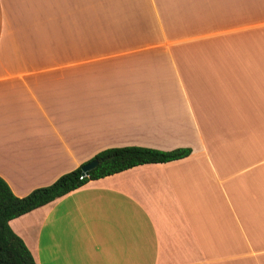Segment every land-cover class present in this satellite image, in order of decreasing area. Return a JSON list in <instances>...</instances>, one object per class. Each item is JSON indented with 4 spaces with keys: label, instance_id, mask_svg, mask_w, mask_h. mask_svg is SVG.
Wrapping results in <instances>:
<instances>
[{
    "label": "crops",
    "instance_id": "crops-1",
    "mask_svg": "<svg viewBox=\"0 0 264 264\" xmlns=\"http://www.w3.org/2000/svg\"><path fill=\"white\" fill-rule=\"evenodd\" d=\"M130 145L190 154L9 220L36 264H264V0H0L14 195Z\"/></svg>",
    "mask_w": 264,
    "mask_h": 264
},
{
    "label": "trees",
    "instance_id": "trees-1",
    "mask_svg": "<svg viewBox=\"0 0 264 264\" xmlns=\"http://www.w3.org/2000/svg\"><path fill=\"white\" fill-rule=\"evenodd\" d=\"M190 154V148L158 150L143 146H118L98 152L92 159H99L96 167L83 173L81 166L60 175L53 183L40 186L23 197L14 195L0 177V264H36L23 242L9 226V220L42 206L89 180L98 179L144 163L167 162ZM85 174L82 179L80 175Z\"/></svg>",
    "mask_w": 264,
    "mask_h": 264
},
{
    "label": "water",
    "instance_id": "water-1",
    "mask_svg": "<svg viewBox=\"0 0 264 264\" xmlns=\"http://www.w3.org/2000/svg\"><path fill=\"white\" fill-rule=\"evenodd\" d=\"M99 159H91L90 161L84 163L82 166H81V170L83 173H88L90 170H92L94 167L97 166V164L99 163Z\"/></svg>",
    "mask_w": 264,
    "mask_h": 264
},
{
    "label": "built area",
    "instance_id": "built-area-1",
    "mask_svg": "<svg viewBox=\"0 0 264 264\" xmlns=\"http://www.w3.org/2000/svg\"><path fill=\"white\" fill-rule=\"evenodd\" d=\"M84 175H85V174H81V175H80V179H82Z\"/></svg>",
    "mask_w": 264,
    "mask_h": 264
}]
</instances>
